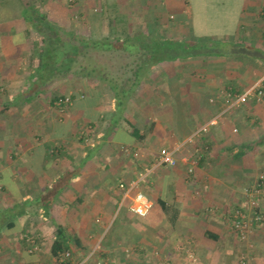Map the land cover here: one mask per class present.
Returning a JSON list of instances; mask_svg holds the SVG:
<instances>
[{
    "label": "crops",
    "instance_id": "0c3cea01",
    "mask_svg": "<svg viewBox=\"0 0 264 264\" xmlns=\"http://www.w3.org/2000/svg\"><path fill=\"white\" fill-rule=\"evenodd\" d=\"M10 2L0 0V180L7 190L0 191V264H61L65 251L73 264H92L90 249L98 244L108 264H142L150 249L164 242L167 248L185 235L195 237L198 264L229 262L238 243L233 211L247 207L246 189L264 174V92L233 107L226 94L257 84L264 90V0L104 3L124 14L127 25L133 15L146 13L145 22L170 27L166 38L210 48L155 66L117 120L111 88L87 78H79L86 99L75 93L60 113L53 104L57 80L45 85L35 74V56H23L31 35H23L22 13L8 10ZM23 5L16 1L18 9ZM84 6L76 4L75 18L86 15ZM32 60L34 68L28 66ZM23 67L31 71L22 73ZM210 121L208 131L199 132ZM176 146V165L152 168L162 148ZM146 169L151 172L135 190L149 191L153 207L136 217L119 183L138 181ZM95 178L116 184V190L95 191ZM262 206L264 212V200ZM119 209L122 216L113 226ZM104 224L111 229L100 238ZM29 236L36 248L28 253ZM56 241L63 245L59 255ZM242 243L249 264H264V220ZM127 245L131 257L123 251ZM221 247H228L227 255Z\"/></svg>",
    "mask_w": 264,
    "mask_h": 264
},
{
    "label": "trees",
    "instance_id": "16d2710c",
    "mask_svg": "<svg viewBox=\"0 0 264 264\" xmlns=\"http://www.w3.org/2000/svg\"><path fill=\"white\" fill-rule=\"evenodd\" d=\"M23 6L27 32L35 31L41 40L35 73L38 79L45 85L68 75L102 82L114 93L115 120L123 115L135 89L155 66L210 50L200 42L136 35L125 28L115 30L112 37L90 38L53 22L35 5ZM133 133L138 134L136 128ZM62 246L54 243L56 255L63 251ZM66 264H73V260L67 259Z\"/></svg>",
    "mask_w": 264,
    "mask_h": 264
},
{
    "label": "rangeland",
    "instance_id": "374dc122",
    "mask_svg": "<svg viewBox=\"0 0 264 264\" xmlns=\"http://www.w3.org/2000/svg\"><path fill=\"white\" fill-rule=\"evenodd\" d=\"M16 1L17 0H11V2L9 3V6L11 5V7L8 6L9 8L8 7L7 8H8V10H12L13 14L17 15L18 12L20 14L22 13V7L20 9H18L16 6ZM80 1L83 3V5L87 4V7L86 6H84V7H86L88 12H86V15H84V17L80 16V17L75 18L74 13H73L75 10L74 8H75L76 4ZM229 1H233V0H229ZM106 2L109 3L110 5H114L115 7L117 5V0H86V2L84 0H23V3L28 5V6L29 5L37 6L39 11L41 13L47 15L48 18L50 20H52L53 22H55L61 26L67 27L68 29H70L72 31L82 33V34H84L90 38L93 35L94 36H96V35H114L115 30L119 31L122 28H125L126 30L131 31L132 34H136V35L140 34V33H146L147 35H153L154 34L155 36H158L161 38H166V35H171L169 26L167 27V25H164V24H161V25L155 24V23H152L151 21L145 22V20H143V18L146 17V13H143L141 15V17H139L137 15H133V17L131 18L133 23H131V25H127V17L124 16V14H122V13L119 14L117 9H109V10L106 9V7L104 5V3H106ZM91 4H93V5H91ZM213 4L216 7L217 3L214 2ZM219 4H221V3L219 2ZM122 5H125V4L122 2ZM110 8H111V6H110ZM222 13H224V12H222ZM138 15H140V13ZM137 17H139V18L137 19ZM19 18H21L20 20L22 21L21 25L26 27V21L23 18V15ZM108 20L111 21V24L110 23L107 24ZM143 22H145V23H143ZM221 24H222L221 26H224V27L228 26L227 24H224V23H221ZM211 27H218V26H211ZM23 35H31V37L28 38V40H29V43H28L29 49L28 50L29 51H26V54H24L23 56L29 57L28 55H30V56L33 55V56H35V59H37L36 61H38L39 56H38L37 52L41 46V44H40L41 40H40L39 35L33 30H30V32H25V33H23ZM101 37H103V36H98L97 39H100ZM166 39H168V38H166ZM180 40H184V39L180 38ZM27 59L29 62V58H27ZM123 60H124V58H123ZM36 64H37V62L32 60L28 64V66L34 68V65H36ZM25 69L27 70V72L31 71L30 69L23 67V70H21L22 73H23V71L25 72ZM70 76L71 75H68L67 77H64L62 79L55 81L56 83L53 84V85H55L54 89H52V90L56 91V92H54V96L60 97V96H64V95H71V97L73 98L75 93H78L79 95L83 94L84 99H86V97H87V92L85 90L86 87H84V85L81 84V81H79L80 77L71 76L73 78L68 80L67 78ZM69 91H71V92H69ZM52 93H53V91H52ZM145 95H148V94L145 93ZM140 97H138L137 95L134 94V99H137L136 101H139V99H141ZM146 101L148 102V99H146ZM136 103L137 102L134 101L133 104H136ZM149 103L152 105L153 103H155V100H153V103H152V101L150 99ZM132 109H134V108L132 107ZM136 109H138V107ZM66 111L60 112V113L64 114V113H66ZM93 182H94V184L97 183V186H95V191H107L109 193V191H115L116 190V188L114 189V186L116 184H113V185L108 184V186L107 185L105 186L102 183L103 180H99L98 178H95L93 180ZM0 191H7L5 186L2 184L1 180H0ZM145 193H149V191H145ZM201 212H203V211L201 210L199 212V215H201L200 214ZM121 213H122V210L119 209V211L117 212V214L114 218L113 226H115L119 223L120 217L122 216ZM135 216L137 217V215H135ZM94 221H95V223H98V224L101 223V219L99 217H96V216H95ZM110 229L111 228L107 227V224H104L102 233L104 232V230H105V233H104V235L99 234L98 237H100V236H102L100 238L106 237L109 234ZM194 238H195L194 236L191 238H187V236L185 235V237H183V240L180 241L181 243L177 242V243H173L172 245H167V248H165V242H164V246L158 245L157 247L150 249L149 252L147 253L148 255L145 256L142 264H198L199 261H197V259H196V255H197L196 248H197V246H195L196 241H194ZM244 242L246 243L247 241H244ZM32 247H34V246H29L28 251L26 248H25V250L29 253V250L32 249ZM99 249H100L99 244L96 245L95 247H93L92 249H90L91 253H93V254H92V256H90L88 258L93 259L92 264H96L97 259H102L99 256V253L101 252ZM221 250H223V252H224L223 255H227L228 247H221ZM123 251L129 257H131V255L133 254L132 252H134L132 250V248H130V246H128V245L125 249H123ZM138 253L144 255L143 250H142V252H138ZM187 253L192 254V256H190L187 260H184L185 258L183 255L187 254ZM248 254H249L248 249H245L244 243H242V241H240L238 239V243L236 244L234 251L232 252V254H229V255H231V259H229V262L223 258L221 260L220 264H242V262H241L242 257L246 258L247 260H245V261L247 264H249V259L247 258V257H249ZM179 256L181 257V259L176 258ZM142 258H143V256H142ZM159 258H162V259H159ZM73 259H75V258L72 255L71 260H73ZM148 259H150L151 261ZM156 259H159V260L156 261Z\"/></svg>",
    "mask_w": 264,
    "mask_h": 264
},
{
    "label": "built area",
    "instance_id": "2783aa9c",
    "mask_svg": "<svg viewBox=\"0 0 264 264\" xmlns=\"http://www.w3.org/2000/svg\"><path fill=\"white\" fill-rule=\"evenodd\" d=\"M264 90L257 84L244 93L236 95L232 92L226 94V103L229 107L238 106L239 104L245 103L252 96L260 98ZM53 104L59 109V111H66L69 106L72 104L71 95H64L54 99ZM214 124L213 121H210L207 125H204L200 128L199 132L206 133L208 131L209 125ZM180 146L173 148H162L159 151V157L152 167L161 166V165H170L174 166L177 163L176 153L179 150ZM124 152H128L127 147H123ZM192 172V168L189 169ZM151 172V169H146L145 171L139 174L138 181H132L131 183L120 182L119 189L123 192V201L126 202L128 209L135 213L138 216H147L153 207V202L150 197L143 191H136L135 186L144 180L146 176ZM135 190V191H134ZM246 197L248 199L247 207L239 206V208L233 211V227L237 231L238 239L242 242L247 241L251 231L255 224L261 223L264 220L263 212V200H264V174L255 181L253 185L246 189ZM27 241L31 246L36 248V241L33 237H27ZM91 255L93 253H90ZM89 255V256H91ZM71 257L70 251L62 252L58 260L61 264H66V260ZM246 258L242 257V264H246ZM50 264V263H46ZM96 264H108L104 259H97Z\"/></svg>",
    "mask_w": 264,
    "mask_h": 264
}]
</instances>
